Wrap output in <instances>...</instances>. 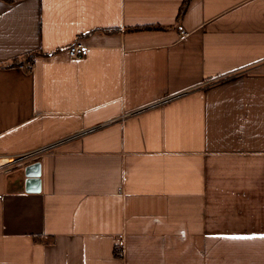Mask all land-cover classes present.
<instances>
[{
	"label": "crops",
	"instance_id": "obj_1",
	"mask_svg": "<svg viewBox=\"0 0 264 264\" xmlns=\"http://www.w3.org/2000/svg\"><path fill=\"white\" fill-rule=\"evenodd\" d=\"M183 1L0 0V264H264V0Z\"/></svg>",
	"mask_w": 264,
	"mask_h": 264
},
{
	"label": "built area",
	"instance_id": "obj_2",
	"mask_svg": "<svg viewBox=\"0 0 264 264\" xmlns=\"http://www.w3.org/2000/svg\"><path fill=\"white\" fill-rule=\"evenodd\" d=\"M66 53L70 58L77 59L82 58L87 54V47L83 45V43L80 40L73 41L67 48ZM38 152H31L29 155L26 156H17L12 159H3L0 158V172L2 171H9L13 168L14 164L16 163H23L24 159L28 156H32ZM2 162V163H1ZM115 255L117 257H120L123 255L124 251V239L122 236H119L116 240L115 246H114Z\"/></svg>",
	"mask_w": 264,
	"mask_h": 264
},
{
	"label": "trees",
	"instance_id": "obj_3",
	"mask_svg": "<svg viewBox=\"0 0 264 264\" xmlns=\"http://www.w3.org/2000/svg\"><path fill=\"white\" fill-rule=\"evenodd\" d=\"M6 1H12V0H6ZM189 1L190 0H184L181 7H180V10H179V15L178 17L180 18V16H182L185 12V10L187 9V6L189 4ZM153 27H136V28H133V30H144V29H151ZM37 55L35 53H32V54H27L24 58H22L21 60H13L11 63L7 64V65H3V67H12V66H18V65H21V61H29L31 62L33 57Z\"/></svg>",
	"mask_w": 264,
	"mask_h": 264
},
{
	"label": "snow or ice",
	"instance_id": "obj_4",
	"mask_svg": "<svg viewBox=\"0 0 264 264\" xmlns=\"http://www.w3.org/2000/svg\"><path fill=\"white\" fill-rule=\"evenodd\" d=\"M228 238H231V239H255V238H261V239H264V235H262L260 237H256V236H231V237H228Z\"/></svg>",
	"mask_w": 264,
	"mask_h": 264
},
{
	"label": "bare ground",
	"instance_id": "obj_5",
	"mask_svg": "<svg viewBox=\"0 0 264 264\" xmlns=\"http://www.w3.org/2000/svg\"><path fill=\"white\" fill-rule=\"evenodd\" d=\"M2 163V162H1Z\"/></svg>",
	"mask_w": 264,
	"mask_h": 264
}]
</instances>
